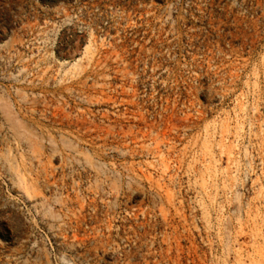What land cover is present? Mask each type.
Returning a JSON list of instances; mask_svg holds the SVG:
<instances>
[{
    "label": "rangeland",
    "instance_id": "1",
    "mask_svg": "<svg viewBox=\"0 0 264 264\" xmlns=\"http://www.w3.org/2000/svg\"><path fill=\"white\" fill-rule=\"evenodd\" d=\"M0 264H264V0H0Z\"/></svg>",
    "mask_w": 264,
    "mask_h": 264
}]
</instances>
